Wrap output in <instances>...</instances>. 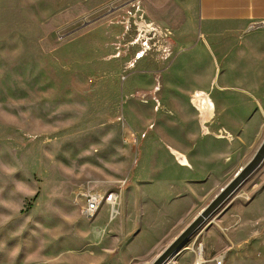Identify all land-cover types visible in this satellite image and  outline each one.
<instances>
[{
    "label": "rangeland",
    "instance_id": "obj_1",
    "mask_svg": "<svg viewBox=\"0 0 264 264\" xmlns=\"http://www.w3.org/2000/svg\"><path fill=\"white\" fill-rule=\"evenodd\" d=\"M132 2L0 0V264H87L76 252V225L92 231L108 213L102 208L95 223L83 218L80 194L110 192L114 182L126 189L151 183L176 167L170 151H183L182 109H191L169 105L173 89L144 67L167 55L170 41L140 31ZM171 81L176 92L201 87L200 79ZM247 138L233 161L225 158L227 181L257 152V140ZM57 187L68 190L64 212L74 217L76 210L81 222L56 223ZM157 202L138 224L140 235L119 243L121 256L163 246L197 212L191 203L170 212ZM136 203L130 213L137 219ZM189 256L181 263L192 264Z\"/></svg>",
    "mask_w": 264,
    "mask_h": 264
},
{
    "label": "crops",
    "instance_id": "obj_2",
    "mask_svg": "<svg viewBox=\"0 0 264 264\" xmlns=\"http://www.w3.org/2000/svg\"><path fill=\"white\" fill-rule=\"evenodd\" d=\"M134 8L140 22L170 41L168 54L147 59L144 67L155 71L162 81L165 78L168 89H173L168 93L169 105H189L191 111L188 114L182 109L183 151H170L176 167L164 171L156 181H138L129 189L112 183L109 191L119 194L116 212L105 204L102 208L108 219L102 226L91 231L76 225L80 240L76 252L87 264H112L114 255L115 264L153 261L230 182L224 176L225 158L233 161L247 137L257 140L256 151L264 141V0H138ZM178 76L200 79L201 87L176 92L171 79ZM200 94L207 95L213 109L206 105L202 111L194 106ZM155 98L156 105H164ZM242 167L233 171V177ZM257 172L196 231L178 264L185 253L194 263L199 245L204 264H215L214 258L221 254L226 255L224 264H264V165ZM81 186L99 187L92 183ZM66 192L67 187H57L54 192L60 226L68 218L81 222L76 210L74 217L64 212L70 205L63 199ZM139 198L142 212L136 219L138 215H131L130 209ZM154 201L168 206L170 212L191 203L197 212L163 246L121 256L119 243L140 235L137 226L153 209ZM101 209L92 223L99 221Z\"/></svg>",
    "mask_w": 264,
    "mask_h": 264
},
{
    "label": "water",
    "instance_id": "obj_3",
    "mask_svg": "<svg viewBox=\"0 0 264 264\" xmlns=\"http://www.w3.org/2000/svg\"><path fill=\"white\" fill-rule=\"evenodd\" d=\"M264 161V141L253 158L242 167L234 178L205 207L199 215L159 254L151 264H164L169 258L176 256L178 250L203 225V223L222 206L240 186L259 168Z\"/></svg>",
    "mask_w": 264,
    "mask_h": 264
},
{
    "label": "built area",
    "instance_id": "obj_4",
    "mask_svg": "<svg viewBox=\"0 0 264 264\" xmlns=\"http://www.w3.org/2000/svg\"><path fill=\"white\" fill-rule=\"evenodd\" d=\"M136 1L138 0H134V2H132L133 7L135 6ZM153 31L156 30L154 29ZM125 185L126 183H123V186ZM80 195H81V200H83L84 203L80 209V215L87 220H93L99 213L100 209L105 204L111 207V211L113 214L116 212V205L119 200V194L115 192L102 193V192H95L92 189H86ZM181 253L182 252H180L176 256L169 258L164 264H178V258L180 257ZM202 255H203V247L202 245H199L197 249V255L193 264H204L205 261ZM225 258L226 255L221 254L214 258V263L224 264ZM151 263L152 261L145 262L142 264H151Z\"/></svg>",
    "mask_w": 264,
    "mask_h": 264
},
{
    "label": "bare ground",
    "instance_id": "obj_5",
    "mask_svg": "<svg viewBox=\"0 0 264 264\" xmlns=\"http://www.w3.org/2000/svg\"><path fill=\"white\" fill-rule=\"evenodd\" d=\"M138 25H139V27H140V31L141 32H145V31H150V30H154L153 28H151V27H147V26H145V24L143 23V22H139V23H137ZM145 27V28H144ZM144 28V29H143ZM143 56V54H142V52H141V54H139L138 55V58H141ZM194 106L195 107H197V108H203V106H208L209 107V109H213V105H212V102L210 101V99L207 97V95H202L201 96V94H200V96H198L195 100H194ZM198 111H199V109H198ZM202 111H204V108H203V110ZM200 113H202V112H200ZM178 157V156H177ZM180 159H181V157H180ZM179 159V160H180ZM181 161H183V159L181 160ZM180 162V161H179ZM183 163H185V161H183ZM44 201V200H43Z\"/></svg>",
    "mask_w": 264,
    "mask_h": 264
}]
</instances>
